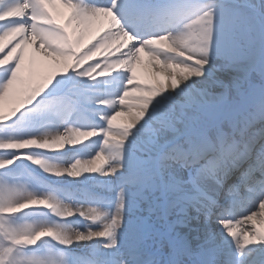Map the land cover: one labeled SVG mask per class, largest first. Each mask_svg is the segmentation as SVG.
<instances>
[{
  "label": "snow or ice",
  "instance_id": "snow-or-ice-1",
  "mask_svg": "<svg viewBox=\"0 0 264 264\" xmlns=\"http://www.w3.org/2000/svg\"><path fill=\"white\" fill-rule=\"evenodd\" d=\"M250 7L0 0V264H264Z\"/></svg>",
  "mask_w": 264,
  "mask_h": 264
},
{
  "label": "bare ground",
  "instance_id": "bare-ground-1",
  "mask_svg": "<svg viewBox=\"0 0 264 264\" xmlns=\"http://www.w3.org/2000/svg\"><path fill=\"white\" fill-rule=\"evenodd\" d=\"M239 2H242V5H243V4H247V5H249V3L254 4V3H252V0H239ZM258 3H259V0H256V4H258ZM241 7H242V6H241ZM242 8H243V7H242ZM247 15L250 17V16L252 15V12L247 13ZM249 22H251V21H249ZM257 54H258V53H257ZM257 61H258V59H257ZM240 68H241V73H243V72H245V71L247 72L248 78H251L252 80H255V79L257 78V73L254 72V71L251 69V67H250V62L246 61V62L242 63V64L240 65ZM147 70H150V69H145L144 67L137 66V74H138V75H144L145 72H146ZM247 84H248L247 81L244 82V87H246Z\"/></svg>",
  "mask_w": 264,
  "mask_h": 264
},
{
  "label": "rangeland",
  "instance_id": "rangeland-1",
  "mask_svg": "<svg viewBox=\"0 0 264 264\" xmlns=\"http://www.w3.org/2000/svg\"><path fill=\"white\" fill-rule=\"evenodd\" d=\"M33 71H35L36 73H40V74H42V73H44V72L46 71V69H45L42 65H40V64L38 63L37 65L34 66ZM26 74H28L27 64H26V66H25V75H26Z\"/></svg>",
  "mask_w": 264,
  "mask_h": 264
}]
</instances>
